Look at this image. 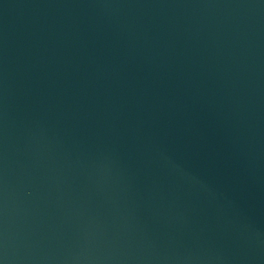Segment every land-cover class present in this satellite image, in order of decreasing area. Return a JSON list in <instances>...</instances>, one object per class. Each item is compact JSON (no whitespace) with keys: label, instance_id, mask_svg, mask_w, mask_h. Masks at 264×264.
Segmentation results:
<instances>
[{"label":"water","instance_id":"1","mask_svg":"<svg viewBox=\"0 0 264 264\" xmlns=\"http://www.w3.org/2000/svg\"><path fill=\"white\" fill-rule=\"evenodd\" d=\"M0 264H264V0H0Z\"/></svg>","mask_w":264,"mask_h":264}]
</instances>
